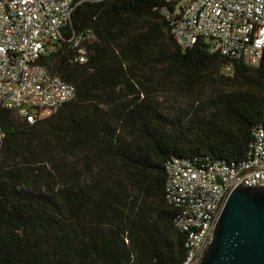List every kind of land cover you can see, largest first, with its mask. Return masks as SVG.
Returning a JSON list of instances; mask_svg holds the SVG:
<instances>
[{
    "label": "trees",
    "instance_id": "16d2710c",
    "mask_svg": "<svg viewBox=\"0 0 264 264\" xmlns=\"http://www.w3.org/2000/svg\"><path fill=\"white\" fill-rule=\"evenodd\" d=\"M177 5L73 0L40 63L74 99L33 125L0 113V264L183 263L165 166L246 157L264 132V58L247 67L203 41L183 53L165 16ZM73 34L90 35L85 64L74 62ZM165 96L182 106L166 111Z\"/></svg>",
    "mask_w": 264,
    "mask_h": 264
},
{
    "label": "built area",
    "instance_id": "2783aa9c",
    "mask_svg": "<svg viewBox=\"0 0 264 264\" xmlns=\"http://www.w3.org/2000/svg\"><path fill=\"white\" fill-rule=\"evenodd\" d=\"M165 12L171 34L184 53L203 41L212 54L247 67L264 58V0H169ZM73 0H0V113L11 111L29 125L42 113H56L74 99L75 89L52 77L40 61L56 52L70 21ZM179 8L181 11H179ZM89 34H73L74 62L85 64L82 44ZM225 74L231 73L226 67ZM3 132L0 123V150ZM165 201L176 213L175 226L185 234L182 264H200L214 235L228 196L238 188H264V132L257 130L243 160L211 162L195 168L178 160L166 166Z\"/></svg>",
    "mask_w": 264,
    "mask_h": 264
},
{
    "label": "water",
    "instance_id": "95a60500",
    "mask_svg": "<svg viewBox=\"0 0 264 264\" xmlns=\"http://www.w3.org/2000/svg\"><path fill=\"white\" fill-rule=\"evenodd\" d=\"M200 264H264V188L228 196Z\"/></svg>",
    "mask_w": 264,
    "mask_h": 264
},
{
    "label": "rangeland",
    "instance_id": "374dc122",
    "mask_svg": "<svg viewBox=\"0 0 264 264\" xmlns=\"http://www.w3.org/2000/svg\"><path fill=\"white\" fill-rule=\"evenodd\" d=\"M159 102L163 105L166 111L182 106V102H180L177 98L175 99V97L165 96V98L162 97Z\"/></svg>",
    "mask_w": 264,
    "mask_h": 264
}]
</instances>
